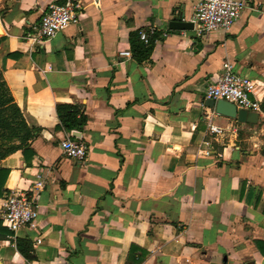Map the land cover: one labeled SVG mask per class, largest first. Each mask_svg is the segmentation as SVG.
<instances>
[{
	"label": "crops",
	"instance_id": "crops-1",
	"mask_svg": "<svg viewBox=\"0 0 264 264\" xmlns=\"http://www.w3.org/2000/svg\"><path fill=\"white\" fill-rule=\"evenodd\" d=\"M72 1L77 22L33 44L25 35L63 0H0V71L35 135L0 160V204L44 184L33 229L0 225V264H264V113L239 123L204 99L228 62L264 103V0L205 35L170 27L192 25L199 0ZM149 30L139 62L131 36ZM57 105L84 117L81 162L61 154Z\"/></svg>",
	"mask_w": 264,
	"mask_h": 264
},
{
	"label": "built area",
	"instance_id": "built-area-1",
	"mask_svg": "<svg viewBox=\"0 0 264 264\" xmlns=\"http://www.w3.org/2000/svg\"><path fill=\"white\" fill-rule=\"evenodd\" d=\"M246 0H199L193 8L192 27L196 35H205L215 31L228 32L237 21ZM77 6L72 0H63L61 4L50 5L41 17L32 33L25 35L27 41L38 44L53 38L77 22ZM149 32H138L139 40L146 44L153 35ZM120 57L130 58L129 52L119 53ZM255 84L246 76L236 74L233 67L224 63L219 76L206 86L205 100L223 101L233 105L237 110L258 113L260 105L253 97ZM209 132L220 134L221 130L209 126ZM63 157L81 162L85 159V148L75 139L65 137L59 142ZM44 188L42 181L34 184L27 191L9 192L4 195L0 204V224L11 233L21 229L35 227L37 218L36 201L39 192Z\"/></svg>",
	"mask_w": 264,
	"mask_h": 264
},
{
	"label": "trees",
	"instance_id": "trees-1",
	"mask_svg": "<svg viewBox=\"0 0 264 264\" xmlns=\"http://www.w3.org/2000/svg\"><path fill=\"white\" fill-rule=\"evenodd\" d=\"M138 39L137 34L131 36V53L133 57L141 62L148 58L152 38L146 44L139 42ZM260 110L264 113V103L260 106ZM55 113L59 127L71 138L77 140L76 132H79L84 125V117L79 109L57 105ZM34 138V131L26 126L21 112L9 94L0 71V160L17 150L26 148ZM6 175L7 171L0 169V196L4 191L2 184ZM14 246L17 253L25 261H30L33 258L30 242L16 239Z\"/></svg>",
	"mask_w": 264,
	"mask_h": 264
},
{
	"label": "water",
	"instance_id": "water-1",
	"mask_svg": "<svg viewBox=\"0 0 264 264\" xmlns=\"http://www.w3.org/2000/svg\"><path fill=\"white\" fill-rule=\"evenodd\" d=\"M170 27L174 30H186L191 29L192 25L187 23H171ZM207 103L208 107L213 108L217 115L225 116L228 118H236L239 123H252L255 121V113H249L244 110H237L233 105L229 103L223 101L214 102L212 100H208Z\"/></svg>",
	"mask_w": 264,
	"mask_h": 264
}]
</instances>
